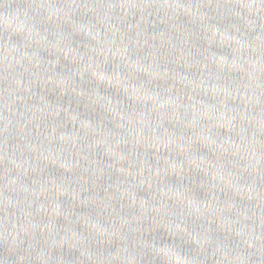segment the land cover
<instances>
[{"label":"water","instance_id":"water-1","mask_svg":"<svg viewBox=\"0 0 264 264\" xmlns=\"http://www.w3.org/2000/svg\"><path fill=\"white\" fill-rule=\"evenodd\" d=\"M0 264H264V0H0Z\"/></svg>","mask_w":264,"mask_h":264}]
</instances>
